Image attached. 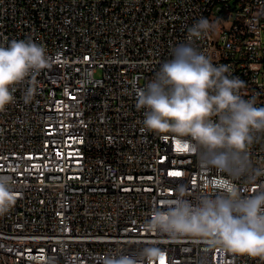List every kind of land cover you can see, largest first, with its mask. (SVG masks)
<instances>
[{"label": "built area", "instance_id": "1", "mask_svg": "<svg viewBox=\"0 0 264 264\" xmlns=\"http://www.w3.org/2000/svg\"><path fill=\"white\" fill-rule=\"evenodd\" d=\"M201 18L216 30L194 46L264 107V0H0V43L31 39L51 61L0 111V177L18 193L0 214V264H261L145 227L178 188L195 204L228 183L181 140L146 131L136 109L138 90ZM249 156L264 167V133ZM234 182L245 196L264 190V177ZM147 249L158 250L151 260Z\"/></svg>", "mask_w": 264, "mask_h": 264}, {"label": "clouds", "instance_id": "2", "mask_svg": "<svg viewBox=\"0 0 264 264\" xmlns=\"http://www.w3.org/2000/svg\"><path fill=\"white\" fill-rule=\"evenodd\" d=\"M216 30V23L199 19L188 29L187 41L171 49L152 80L137 93L136 109L143 110L142 125L158 136L171 134L188 145L203 169L225 174L228 183L211 186L193 204L181 187L167 210L157 209L145 225L148 231L185 235L203 241L210 249L259 259L264 264V190L245 196L234 182L254 184L264 167H254L251 146L264 133V107L245 99V82L229 65L214 64L194 46L195 40ZM51 67L42 44L31 39L0 43V111L15 102L14 93L25 82L34 83L40 70ZM34 88L23 92L29 103ZM18 193L11 181L0 177V214L15 204ZM156 249H147L152 259ZM103 264H137L129 257L108 256Z\"/></svg>", "mask_w": 264, "mask_h": 264}, {"label": "snow or ice", "instance_id": "3", "mask_svg": "<svg viewBox=\"0 0 264 264\" xmlns=\"http://www.w3.org/2000/svg\"><path fill=\"white\" fill-rule=\"evenodd\" d=\"M177 148L179 149V150H181V151H188V145L187 144H183V145H181V144H177ZM172 175H174V176H178V175H180V173L179 172H174V173H172ZM162 264H163V262H162Z\"/></svg>", "mask_w": 264, "mask_h": 264}]
</instances>
